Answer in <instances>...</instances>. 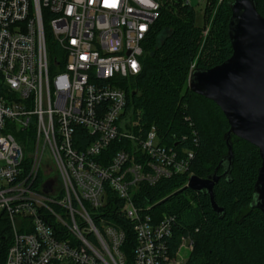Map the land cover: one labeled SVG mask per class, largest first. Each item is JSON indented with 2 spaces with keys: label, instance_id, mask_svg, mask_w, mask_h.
Instances as JSON below:
<instances>
[{
  "label": "built area",
  "instance_id": "built-area-1",
  "mask_svg": "<svg viewBox=\"0 0 264 264\" xmlns=\"http://www.w3.org/2000/svg\"><path fill=\"white\" fill-rule=\"evenodd\" d=\"M160 9L157 0H0L5 264H131L126 232L105 214L132 223V264H179L191 254L185 237L170 255L175 216L157 220L133 199L142 185L193 176V152L168 147L155 127L144 137L126 127L127 87L142 72ZM116 140H130L131 150L109 160L104 152Z\"/></svg>",
  "mask_w": 264,
  "mask_h": 264
},
{
  "label": "trees",
  "instance_id": "trees-1",
  "mask_svg": "<svg viewBox=\"0 0 264 264\" xmlns=\"http://www.w3.org/2000/svg\"><path fill=\"white\" fill-rule=\"evenodd\" d=\"M157 1L161 9L144 44L142 72L127 87L126 127L142 137L155 127L165 145L194 153L189 173L202 179L215 172L222 176L224 166L219 165L228 155L226 136L230 126L220 108L194 94L188 81L193 64L197 69L208 70L231 57L228 24L229 3L233 0H225L218 6L210 27L215 1L213 6L205 7L202 26L195 24L192 6L178 3L172 8L165 6L163 0ZM254 1L258 13L264 17V0ZM79 131L80 139H88L86 133ZM230 143L233 149L231 170L227 176L220 177L214 188L215 201L224 209L223 213L213 210L209 196L190 190L153 208L182 189L187 174L163 179L152 187L142 185L134 193L136 206L157 220L164 214L177 218L170 241L172 258L176 257L182 238L190 237L193 250L187 264H264V215L251 207L261 166L259 150L235 136ZM131 147L130 140H116L104 154L110 160L121 149L131 150ZM116 205L121 207L122 202L116 200ZM149 206L152 209L146 211ZM104 217L126 232L122 251L132 264L137 244L132 223L122 214L117 217L105 214ZM8 232L7 223L0 219V264H5L10 243Z\"/></svg>",
  "mask_w": 264,
  "mask_h": 264
},
{
  "label": "water",
  "instance_id": "water-1",
  "mask_svg": "<svg viewBox=\"0 0 264 264\" xmlns=\"http://www.w3.org/2000/svg\"><path fill=\"white\" fill-rule=\"evenodd\" d=\"M231 17L228 24V37L232 55L222 64L208 69H193L189 74L188 87L196 95L214 102L225 116L230 130L226 136L228 157L217 172L202 179L195 175L179 191L168 196L155 207L165 203L174 195L185 190L210 197L211 205L218 214L224 212L215 201V185L220 177L231 170L233 149L232 136L244 140L259 150L261 166L258 170L251 203L264 215V17L258 11L254 0H233L229 3ZM228 166L225 168V164ZM51 183L46 184L49 192Z\"/></svg>",
  "mask_w": 264,
  "mask_h": 264
},
{
  "label": "rangeland",
  "instance_id": "rangeland-1",
  "mask_svg": "<svg viewBox=\"0 0 264 264\" xmlns=\"http://www.w3.org/2000/svg\"><path fill=\"white\" fill-rule=\"evenodd\" d=\"M199 1L198 0H192V6H193L194 11H195V24L197 26L204 25V22H205V19H204V9H205L206 6H209V7L210 6H213L211 4H212L213 1H215V5L212 7V12L210 14L211 20L209 21V24H208V26L209 25L211 26L212 18H213V15L216 12V9L225 0H217V1L216 0H199ZM162 3L163 4L165 3V6L174 8V7H176L175 6L176 4L181 3V0H163ZM177 10H178V8H177ZM192 66H194V68H195V64H193ZM225 157L227 158L228 155H226ZM227 166H228V163L225 164V168ZM191 204H192L191 206L194 207L193 202ZM187 259H188V255L184 252L183 254L179 255L178 258H176V262H179V264H187ZM174 263H175V260H174Z\"/></svg>",
  "mask_w": 264,
  "mask_h": 264
}]
</instances>
